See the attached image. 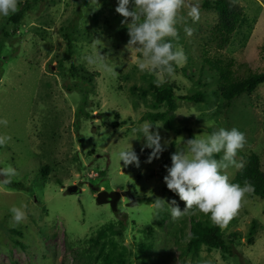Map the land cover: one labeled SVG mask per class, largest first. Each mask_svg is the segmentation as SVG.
<instances>
[{"label":"rangeland","instance_id":"374dc122","mask_svg":"<svg viewBox=\"0 0 264 264\" xmlns=\"http://www.w3.org/2000/svg\"><path fill=\"white\" fill-rule=\"evenodd\" d=\"M201 1L198 22L192 23L186 8L180 13L195 29L193 35L186 36L184 24L178 23L179 40L173 41L193 57L199 56V44L217 23V14L203 10ZM228 1L241 16L229 45L219 54L232 58L234 73L244 78L264 70V0ZM97 5L93 0H19V11L0 17V118L8 121L0 126V134L11 137L0 146V167L10 165L16 170L12 183L0 189V264H103L110 253L114 264L119 256L125 264H264V201L245 195L233 216L236 220L222 225L227 233H240L231 257L205 247L195 255L186 252L189 218L203 213L190 211L174 219L167 206L154 207V200L161 198L174 199L184 209V202L163 182L167 174L163 162L170 161L188 139L219 127L243 132L246 143L235 159L243 162V155L255 153L264 172V84L236 98L215 117L209 115L218 109V102L180 103L177 119L193 135L176 137L160 127L165 150L159 159L145 163L151 150L141 151L143 138L133 129L149 121L144 115L151 100H140L130 87L145 89L153 74L140 71L138 54L125 49L129 37L121 24L123 17L115 12L116 0H97ZM77 17L72 55L66 60L63 35ZM97 51L103 59L89 63ZM73 66L77 74L71 75ZM180 73L163 79L153 76L159 82L180 83V95L210 91L193 88ZM208 121H214V126L207 127ZM128 140L139 155V168L119 165L116 158ZM238 170L234 166L226 170L230 181ZM72 187L77 190L67 193ZM127 190L136 205L127 207L122 198L117 205L119 217L96 202L100 191ZM143 198L151 203H139ZM13 206L25 207L27 219L19 225L12 219ZM119 220L126 223L123 236L106 233L100 254V246L94 244L97 232L110 224L117 231ZM253 221L250 245L246 234Z\"/></svg>","mask_w":264,"mask_h":264},{"label":"clouds","instance_id":"9594fccd","mask_svg":"<svg viewBox=\"0 0 264 264\" xmlns=\"http://www.w3.org/2000/svg\"><path fill=\"white\" fill-rule=\"evenodd\" d=\"M93 2L97 5V0ZM18 4L19 0H0V17L15 14L19 11ZM116 4L115 12L123 17L121 24L127 28L129 37L125 49L138 54L139 70L154 73L161 79L174 75L175 67L187 61L183 48L173 42L179 40L177 24H184L183 31L188 37L195 31L180 13L186 8V15L192 23L198 22L201 14L199 0H116ZM88 59L89 63H94L103 59V55L97 51L94 57ZM7 124L6 119L0 118V126ZM214 124V121H208L206 126L213 127ZM160 127L162 125L145 121L139 129H133L134 135L139 132L143 138L141 151L145 148L151 150L145 163L159 159L165 150L158 131ZM10 139L0 134V146ZM129 140L128 146L116 153V158L119 165L123 162L124 167L133 165L139 168V155ZM245 143L244 133L235 127H219L210 134H199L188 139L182 148L170 156L171 164L166 166L167 174L163 177L167 189L184 202V209L181 210L174 199L166 202L161 198L154 200V207L159 210L167 206L174 219L190 211H198L208 215L214 223L226 225L239 209L250 187L247 181L243 185L230 182L226 174L230 166L243 168V162L235 158ZM216 154H222L219 160L214 158ZM15 175L16 170L12 166L0 167V189L10 185ZM10 212L17 225L27 219L24 206H13Z\"/></svg>","mask_w":264,"mask_h":264},{"label":"trees","instance_id":"16d2710c","mask_svg":"<svg viewBox=\"0 0 264 264\" xmlns=\"http://www.w3.org/2000/svg\"><path fill=\"white\" fill-rule=\"evenodd\" d=\"M201 8L206 11H214L217 14V23L212 28L208 39L199 44V56L193 57L187 55L186 65L182 68L175 67V73L181 72L182 78L188 83L196 87H206L209 90L194 91L189 95H180V89L183 88L180 83L172 82H159L154 78V73L151 75V81L147 83L145 89H138L136 86L130 87V93L140 100H146L150 97L151 105L148 106L149 111L145 113L144 118L153 123L160 122L166 132H172L174 135L180 136L182 134L193 135L192 129L185 124L184 121L177 119V111L180 108V103L186 102L188 104H203L207 105L210 102H218L220 105L218 109L211 113L210 117L220 115L221 110H226L230 103L243 94H252L258 86L264 84V70H257L249 72V75L244 78L238 77L233 70V59H226L219 51L227 48L230 43L232 34L234 33L241 13L235 4L228 0H202ZM78 26V17L73 19L69 26L65 28L64 39L66 40V60H69L73 51V34ZM208 47L213 49L215 55L211 56ZM195 61H199L197 64ZM196 66L195 73L188 72L189 68ZM70 74H77L75 67L69 69ZM210 81V82H209ZM136 92H139L138 94ZM116 126V124H115ZM214 128L209 129V131ZM173 146V143L172 145ZM173 148V147H172ZM149 154V153H148ZM147 154V155H148ZM215 159L219 158V154L214 156ZM243 168H240L230 182L244 184L245 181L250 185L246 195L251 199H259L264 201V172L261 170L260 160L258 155L250 153L243 155ZM170 161L163 162L164 166H169ZM139 203L150 204L151 199L143 198ZM163 214V212H160ZM159 224L164 222L162 215L158 216ZM231 220H236L233 217ZM184 223V220L182 221ZM189 233L186 243V252L190 254H197L201 247H205L208 251H218L222 255L231 257L233 255V248L237 246L240 233L230 232L227 233L226 229L221 224L214 223L206 214H201L199 218L190 216ZM118 230L114 231L115 225L110 224L103 226L94 239V244L99 245L100 254L103 253L106 244H103V239L106 233L121 238L123 232L126 230V223L118 221ZM256 227V221L251 223V226L246 234V241L248 244H253L252 236ZM102 238V244L100 240ZM92 241V240H91ZM99 254V258L102 256ZM108 257V258H107ZM103 257V264H114L111 261V253ZM118 264H125L122 256L114 259Z\"/></svg>","mask_w":264,"mask_h":264},{"label":"water","instance_id":"95a60500","mask_svg":"<svg viewBox=\"0 0 264 264\" xmlns=\"http://www.w3.org/2000/svg\"><path fill=\"white\" fill-rule=\"evenodd\" d=\"M75 187H72L68 190L67 193L73 194V191H76ZM96 202L99 204L107 205L113 215L116 217L119 215V210H118V202L124 198L127 200V207H132L136 205V201L134 200L133 196L130 194V191H123V192H106V191H100L96 195Z\"/></svg>","mask_w":264,"mask_h":264}]
</instances>
